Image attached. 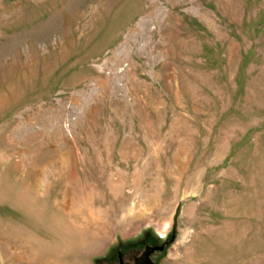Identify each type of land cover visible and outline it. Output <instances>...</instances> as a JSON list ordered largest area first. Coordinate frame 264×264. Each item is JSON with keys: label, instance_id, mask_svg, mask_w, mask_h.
Masks as SVG:
<instances>
[{"label": "rangeland", "instance_id": "374dc122", "mask_svg": "<svg viewBox=\"0 0 264 264\" xmlns=\"http://www.w3.org/2000/svg\"><path fill=\"white\" fill-rule=\"evenodd\" d=\"M148 244L264 264V0H0V264Z\"/></svg>", "mask_w": 264, "mask_h": 264}, {"label": "water", "instance_id": "95a60500", "mask_svg": "<svg viewBox=\"0 0 264 264\" xmlns=\"http://www.w3.org/2000/svg\"><path fill=\"white\" fill-rule=\"evenodd\" d=\"M174 228L175 227H173V230H174ZM163 248H164V244L163 245H147L145 247L144 251L142 252V254L135 259L133 264H155L151 260L150 255L157 250H162ZM120 264H126V263H124L121 260Z\"/></svg>", "mask_w": 264, "mask_h": 264}, {"label": "flooded vegetation", "instance_id": "af4514ba", "mask_svg": "<svg viewBox=\"0 0 264 264\" xmlns=\"http://www.w3.org/2000/svg\"><path fill=\"white\" fill-rule=\"evenodd\" d=\"M148 245H151V244H148ZM161 245H163V244H161ZM146 246H147V245H146ZM146 246H145V247H146ZM145 247L143 248V250H141L139 253L133 255L131 258H127V257H124V256H122L121 254H119V255L117 256V257H118L117 262H114L113 264H120V261H121V260H122L124 263H126V264H133L134 261H135V259H136L137 257H139V256L142 254V252L144 251ZM152 254H153V253H152ZM152 254L150 255V258H151V256H152ZM151 260H152V259H151Z\"/></svg>", "mask_w": 264, "mask_h": 264}]
</instances>
